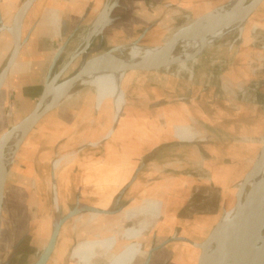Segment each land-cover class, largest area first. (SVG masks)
Wrapping results in <instances>:
<instances>
[{
  "label": "crops",
  "instance_id": "0c3cea01",
  "mask_svg": "<svg viewBox=\"0 0 264 264\" xmlns=\"http://www.w3.org/2000/svg\"><path fill=\"white\" fill-rule=\"evenodd\" d=\"M184 13L195 18V2L43 0L38 17L22 32L16 59L0 86V92L5 88L4 99L0 102V116L4 112L24 113L23 118H5L7 123L15 122L11 127L13 129L33 112L49 84L53 82L54 86H58L85 64L105 53L129 46L150 45V41H161L168 33L174 35L184 27L178 23ZM100 19L96 31H88ZM262 21L264 0L254 8L247 26L254 27ZM7 40L4 54H9L4 67L13 49L9 35ZM248 41L246 38L245 42ZM250 53L241 49L236 60L225 61L217 67L206 57L207 51H203L186 71V80L175 83V93L170 94L161 87L159 100L153 99L151 92L135 96L132 91L137 82L135 76L142 72L127 74L123 91L127 102L125 109L129 113L120 117L115 125L111 124V129L109 126L103 128L104 118L97 119L95 104L94 111L92 109L94 95L83 101L85 87L81 86L73 91L74 87L68 97L44 114L25 134L20 145L19 151L22 147L26 148L31 139V146L23 160L17 162L16 159L13 170L19 179L14 186L15 192L9 188L5 194V184L3 193L4 202L5 195L9 199L23 192V189H18L19 186L28 190L31 186L30 200L33 202H46L48 196H52L54 202H62L64 207L72 203L73 206L62 217L67 220L50 246L49 257L44 264H77L71 259L77 243L109 235L114 229H119V217L126 209L155 196L165 186L169 191L166 193L164 214L155 225L160 238L148 244L142 264H197L200 251L195 245L204 243L219 224L226 211L230 188L249 173L263 146L264 127L259 133L256 126H264V120H254L249 129L246 113H231L224 102V90L231 88L238 71L240 85L244 83L242 75L250 74L242 60L247 57L264 59V52ZM181 84L186 86L182 94L179 93ZM144 86L149 88L148 91L153 90L150 85L144 83ZM191 100L189 106L186 102ZM174 103L181 106L172 110L170 105ZM223 111L224 114H221ZM159 117L165 129L158 131L156 128L155 131L163 139L151 145L152 127ZM176 118L184 121L195 133L194 141L207 143L193 146L194 141L176 140L171 128ZM108 129L111 136L103 139ZM6 132H0V137ZM248 133L254 141L250 147L247 145ZM137 145L142 151L140 158L144 159L147 154L160 149L165 153L166 162L157 163L155 167L163 169L170 164L184 165L182 172L175 176L167 175L154 182L152 187L144 181V173L147 165L156 163L155 159L142 161L137 166ZM191 148L195 150V161L187 157ZM72 154L75 155L73 163L63 162L55 171L52 170L54 161ZM206 155L208 159L204 157ZM191 169L206 172L207 178L190 176L187 171ZM56 207L54 209L58 210ZM91 214L100 215L102 219L96 223H84ZM162 220L163 225H159ZM52 230L42 254L49 245Z\"/></svg>",
  "mask_w": 264,
  "mask_h": 264
},
{
  "label": "rangeland",
  "instance_id": "374dc122",
  "mask_svg": "<svg viewBox=\"0 0 264 264\" xmlns=\"http://www.w3.org/2000/svg\"><path fill=\"white\" fill-rule=\"evenodd\" d=\"M42 1L43 0H40L39 3L35 6V8L26 15V18L23 21L21 34L24 31L25 27L31 25L32 22L38 17V13L42 6ZM184 1L195 2V18L190 14L184 13L182 16V20L178 21L179 25L183 24L182 26L185 27L186 24H189L192 21L195 22L201 18H205L206 16L210 15L211 13L214 12V10H216L221 5H223L227 0H184ZM24 2L25 0H0V24L5 25L7 28L5 31L0 33V72L4 68V65L6 63L9 54L8 52L4 54L6 51L5 45L6 43H8L7 40V35H9L8 30L13 35V32L10 30L12 19L14 14L17 12L19 7ZM252 12L249 14L242 28H240L239 30L234 29L229 31V33H226L219 41L215 42V44L213 43L212 45L206 47L208 41H204L203 43L195 46L194 48H184L181 45L179 46V49L176 51L173 50V48H175L173 45L169 47L170 51H168V53L141 62L138 66L144 65V67L147 69H155V70L142 72L137 76H135L137 82L135 87L132 88L133 89L132 91L135 93L134 95L136 96L139 94H143L144 92L146 93L151 92L153 94L152 95L153 99L159 100L161 98L162 88L167 89V91L170 94H174L176 87L175 83L177 81L178 83H181L186 80V78L188 77L186 71L190 69L192 63L195 62L196 60L193 59L192 62L185 64V61L187 60L189 54L191 53L196 54L197 52L202 53L203 51H207L208 54L206 57H208V60L213 62V64L218 67L223 65V62L225 61L236 60V56L239 54V51L241 49H243L244 51L252 52L250 53L251 55L257 54L255 53L257 51L264 52V21L258 22V24H256L254 27L247 26V22L249 21V19H251ZM171 34L172 33H168L167 35H164V38L161 41L152 40L150 41L151 42L150 45H144L139 47L141 48L157 47L163 42H165L167 39L172 37L173 35L171 36ZM246 38L249 40L247 43L245 42ZM105 55L126 57V52L119 53L118 51H112L109 53H105ZM242 61L244 67H246V69H249L250 74L246 76L242 75V81L244 80V83L240 85L238 83L241 81V76H240V72L238 71L237 75L234 77L235 80L231 88L230 89L227 88L224 90L225 93L224 102L226 103L227 111H230L231 113H241V112L246 113V116L248 117L247 126L250 129V125L254 120L256 119L264 120V59H259L258 57L257 59L254 60L251 57H247ZM161 62L164 64H161L159 67H155V64ZM67 75L69 76L70 74ZM127 79L128 78L126 75L122 84L124 91H125L124 84L127 81ZM144 83L148 86L150 85L149 87H152L153 90L148 91L149 88H146V86H144ZM79 87L80 86H75L73 91L79 89ZM180 87L181 90H179V93L182 94L184 93V90L186 91V89H184L186 88V86L184 87L181 84ZM83 89L85 90L82 94L83 99L85 98V100L83 101H87V98L94 95L93 105H92V109L94 111V104H95L94 89L92 87H85ZM4 96H5V88L3 87V89L0 92V102L4 99ZM118 98H119L118 101L124 100L126 103L124 92ZM103 103L104 104L98 110L97 119L99 118L105 119L102 120V126L104 129H106L105 128L106 126H109V128L111 127V118L113 115L114 103L112 101H106V102L104 101ZM125 103H121L120 105H118L120 108L118 107L119 114H118L117 122L119 121L120 117L128 116L129 111L125 109L126 108ZM186 103L189 104V106H191L192 100ZM117 104L115 105V107H117ZM180 106H181L180 103H174L170 105V107L173 108L172 110H176ZM220 113L224 114V111ZM24 115H25L24 113H20L18 111L15 112L12 111L10 113L4 112L0 116V132H3L5 130L6 131L11 130V127L14 126L15 124V122L12 121L7 123L5 120L7 116H10L11 118H17V117L23 118ZM175 122L176 120H174L172 126ZM180 122L186 128V130L193 136V140H192L193 142L196 137L195 133L184 121L181 120ZM263 127L264 126L262 125L256 126L257 128L256 131L259 133L261 131L263 132ZM156 128L158 131L159 130L162 131L163 128L165 129L161 117L158 118V120L152 127V131L154 130V132L152 133L150 132L152 135V138L150 137L151 145L163 139V137L160 136L159 133L157 134V132L155 131ZM148 134H147V139H148ZM110 136H111V130L105 133L103 139H107ZM172 136L180 142L191 143V141L190 142L181 141L179 138L174 136V134ZM30 140L31 139H29V141L27 140L28 142L26 144V148L22 147L21 150L18 151L17 154L18 158L16 157V159H18L17 162L23 160L26 152L28 151V148L31 146ZM204 142L205 143L198 144L196 140L192 145L193 146L204 145L207 143L206 141ZM247 142H248L247 145H249V147L252 145L250 143L254 142L250 137V133H248ZM193 151L195 150L192 148L189 149L188 150L189 153L187 157H189V159H191L192 161H195V154H193ZM249 151H250L249 155H251L250 148ZM140 152L142 151L139 150L137 145V152L135 155L137 157L136 160L137 166L142 161L149 162L155 159L156 163H152V164L150 163L149 165H147V169L144 173L145 176L144 181L151 184L152 187L154 186V182L159 181L161 178L166 177L167 175L175 176L176 174L182 172L181 168L184 165L176 166V164H170L168 168H163V169H160V167L158 168L155 167V164L157 163L163 164L166 162L165 153L163 154L160 149H157L147 154L146 158L144 159L139 157L141 154ZM101 155L104 156V153L102 152ZM204 157L207 158V155ZM174 158L175 156L173 157V159ZM16 159L14 160L11 166L10 172L6 179L7 181H5L6 184L5 194H7L9 188H12L13 189L12 191L15 192L14 186L18 183L19 175L14 174V170H13L14 166L16 165L15 164ZM57 161L58 160L54 161L52 164L53 171H55L58 168ZM198 170L199 169L188 170L187 174L193 177L200 176L201 178H207L206 172L204 173L202 172V170L199 171ZM240 187H241L240 185L239 186L233 185L230 188V196L226 204V209L227 207H230L233 203L237 201L239 196L238 189ZM28 188L29 190L19 186L18 189L19 190L23 189L22 190L23 192L22 193L20 192L21 194H19L17 197L16 196L10 197L9 199L7 198V195H5L4 197V202L2 205V217L0 221V264H34L41 256L43 248L46 245L48 234L50 232V223L61 220L62 217L65 215L66 211H68L73 206L72 203L71 204L67 203L64 207V203L60 202L59 204L57 203L58 210H55L54 199H52V196H48L49 200L46 202L45 201L33 202L30 200V198L32 197L31 196L32 187L30 186ZM162 189L155 196L145 199L142 202L140 201L141 203L136 202L131 207L128 208V209L139 210L140 208L146 207L147 204H150V206H153L154 211L148 209V211L145 210L142 211L141 213L138 212L137 214H135V216L126 219L125 212L128 210L126 209L124 214L119 217L120 218L119 229H114V232L112 233L110 232L109 235L96 236L93 239L81 241L76 244L74 249L78 245H83L86 243H89L91 245L93 243H98L100 241L114 240L115 247L114 250L112 251H106V249L98 250L94 246H90V248H88V250L94 253V256L92 257L90 264H108L109 260L117 252H120L125 245L129 243H137L139 244L140 249L137 255L135 256V258L132 260V262H130V264H142L146 255L145 251L148 244L151 241L157 242L160 238L159 236L157 237L156 233L158 230L155 228V225L164 214L165 204H166V193L167 191H169L168 187L166 186L163 187ZM225 212L223 215H225ZM222 218L220 220L221 222H222ZM101 219L102 217L90 219V216L88 215L87 219L84 220V223H96ZM161 223L163 225V220L159 222V225ZM70 225L74 226L78 224L70 223ZM131 231L137 232V235L133 236L130 240L126 241L125 239L126 234L130 233ZM195 238H197V236H195ZM199 239L203 240L204 237L201 236L199 237ZM201 240L198 241V243H200ZM73 243L74 240H72L71 244Z\"/></svg>",
  "mask_w": 264,
  "mask_h": 264
},
{
  "label": "bare ground",
  "instance_id": "6f19581e",
  "mask_svg": "<svg viewBox=\"0 0 264 264\" xmlns=\"http://www.w3.org/2000/svg\"><path fill=\"white\" fill-rule=\"evenodd\" d=\"M259 1L260 0H227L223 5L214 10V12L210 15L206 16L205 18H201L195 22L192 21L185 27L181 28L175 34L176 36L173 40V43L170 44L168 48L162 53H160V48L165 45V43H167L171 37L167 39L162 45L154 48H141L139 46H129L119 49V53L126 52V57L103 55L89 62L87 68L88 70L85 71V73L80 77L77 83L73 87H71V89L63 93V96L60 94L59 90L55 86L48 87L46 98L41 106V111H47L48 109L52 108L60 96L62 97L59 99L58 103L64 98L68 97L75 86L92 87L94 89L95 108L97 110H99L100 107L104 104V101H112L114 103L111 124L112 126L113 124L115 125L119 114L118 105H120L121 103H125L124 100L118 101V97L121 96L124 92L122 84L124 78L127 75L123 72L124 69H127L129 67L145 68L144 65H138L147 59L155 58L156 56L168 53V51H170L169 47L173 45L175 47L173 48V50L176 51L181 45L184 48H194L195 46L203 43L204 41H208L206 47L212 45L213 43L215 44V42L219 41L226 33H229V31L234 29L239 30L240 28H242L249 14L254 10ZM36 2L37 0H35L29 7L27 6L28 8L25 7L23 9H18L19 12L16 13L17 16L15 22H13L12 19L10 30L13 32V39L16 42H18L21 37V29L24 18L27 12ZM102 17L103 16H101V18ZM100 22L101 19L95 21V23L91 25V27L89 28L90 30L88 31H90L91 33L95 32ZM6 29L7 28L5 25L0 24V33L5 31ZM9 32L10 31L8 30V33ZM87 37L89 38L90 36ZM200 53L201 52H197L196 54H189V57L185 61V64L192 62L193 59H196V57L200 55ZM161 64L164 63H157L155 64V67H159ZM116 104L117 107H115ZM174 117L176 116L174 115ZM171 128L174 136L179 138L181 141L192 142L193 136L182 125L179 118H176V122ZM23 131H19L14 134L11 138H9L3 150L0 152V221L2 217L4 184L10 172L11 166L17 157L20 145L24 141L25 135H22ZM82 143L85 144V141H83ZM263 154L264 152L262 153V155ZM74 159V154L61 157L57 159L58 167L63 162L65 164L73 163ZM263 177L264 166L260 169H257L255 171L254 176L250 177L248 174H246L242 176L238 180V182H235L234 186H241L238 189L239 196L235 203H233L230 207H227L225 215H223L222 222H219L224 231L218 234V239L215 240V242H213V244L211 245V255L213 264H264V210L262 211V215L258 220L255 228L253 229V232L250 234L249 238L244 241L240 246H238L227 258H224L223 256V249L225 245L224 240L227 235V230L233 227L235 219L239 215L245 202L250 196L252 186ZM54 205V207L57 208L56 206L58 205L56 201L54 202ZM148 209L153 210V206L147 204L146 207L140 208L139 210L128 209L125 212V217L126 219L129 217H133L138 212L141 213L145 210L148 211ZM99 216L100 215L91 214L90 219H95ZM55 224L56 221L50 223V231L52 230ZM136 235L137 232L131 231L130 233L126 234L125 239L126 241H128ZM90 246H94L98 250L106 249V251H112L115 247V241L106 240L100 241L98 243H93L91 245L89 243L78 245L72 251L71 259L77 264H90L91 259L94 256V253L88 250ZM139 249V244L129 243L125 245L120 252H117L109 260L108 264H130V262H132V260L137 255Z\"/></svg>",
  "mask_w": 264,
  "mask_h": 264
},
{
  "label": "water",
  "instance_id": "95a60500",
  "mask_svg": "<svg viewBox=\"0 0 264 264\" xmlns=\"http://www.w3.org/2000/svg\"><path fill=\"white\" fill-rule=\"evenodd\" d=\"M35 0H25V2L19 7V9H23L25 7H29ZM261 1V0H260ZM259 1V2H260ZM27 7V8H28ZM17 12H19L17 10ZM16 12V13H17ZM15 13V14H16ZM16 15H14L13 22H15ZM9 36L11 37L13 41V49L11 52V56L4 67V69L0 72V86L8 72V70L11 68L13 62L16 59L17 53H18V42H16L13 39V35L9 32ZM176 35H173L165 45H163L160 48V53L164 52L170 44L173 43V40ZM89 62L85 64L81 69H79L72 77L68 78L58 86H55L60 94L63 96V93H65L67 90L71 89L77 81L80 79V77L87 71ZM149 71V69L141 68V67H129L127 69H124V73H136V72H146ZM54 86L53 82L49 84L43 91V94L35 106V109L33 112L18 126L14 127L13 129L7 131L0 137V152L3 150L6 142L11 138L14 134H16L19 131H23L22 135L26 134L30 129L34 127V125L44 116V114L49 111L50 109L54 108L57 104L59 99L62 97L60 96L59 99L56 101V103L53 105L52 108L48 109L47 111H41V106L43 101L46 98L48 87ZM264 142L263 146L258 153L248 175L250 177L254 176L255 171L257 169H260L264 166ZM264 210V177L259 179L251 188L250 196L245 202L242 210L240 211L239 215L235 219V223L233 227L227 230V235L225 237V245L223 249V256L224 258H227L238 246H240L244 241H246L250 234L253 232V229L255 228L258 220L260 219L262 215V211ZM108 214V213H105ZM71 217V215H69ZM68 217V218H69ZM67 219H61L59 220L53 227L49 245L45 249L44 253L41 255V258L37 264H44L46 260L49 257L50 253V246L54 243L60 228L65 223ZM224 230L221 227L220 224L216 226L214 231L211 233V235L208 237V239L202 243L201 245H195L197 249H199L200 254L197 261V264H213L212 263V255H211V245L215 240L218 238V234L222 233Z\"/></svg>",
  "mask_w": 264,
  "mask_h": 264
}]
</instances>
